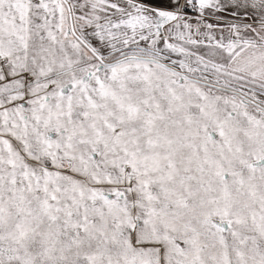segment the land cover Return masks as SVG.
Returning <instances> with one entry per match:
<instances>
[{"label":"snow or ice","instance_id":"obj_1","mask_svg":"<svg viewBox=\"0 0 264 264\" xmlns=\"http://www.w3.org/2000/svg\"><path fill=\"white\" fill-rule=\"evenodd\" d=\"M0 264H264V0H0Z\"/></svg>","mask_w":264,"mask_h":264}]
</instances>
